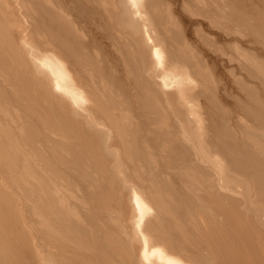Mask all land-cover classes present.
I'll use <instances>...</instances> for the list:
<instances>
[{
	"label": "bare ground",
	"instance_id": "1",
	"mask_svg": "<svg viewBox=\"0 0 264 264\" xmlns=\"http://www.w3.org/2000/svg\"><path fill=\"white\" fill-rule=\"evenodd\" d=\"M24 1L0 0V264H264V0ZM224 45L247 82L203 63Z\"/></svg>",
	"mask_w": 264,
	"mask_h": 264
},
{
	"label": "rangeland",
	"instance_id": "2",
	"mask_svg": "<svg viewBox=\"0 0 264 264\" xmlns=\"http://www.w3.org/2000/svg\"><path fill=\"white\" fill-rule=\"evenodd\" d=\"M22 2H24L23 4H25V1H24V0H22ZM25 5H26V4H25ZM24 7L27 8V5L24 6ZM26 8H23V9L26 10ZM194 20L198 21L197 18L194 19ZM192 21H193V20H192ZM196 25H197V23H196V24L194 23V26H195V27H199L198 25H200L201 28L203 27V28H206V29H207V27H206V26L204 27V25H202V23L198 24L197 26H196ZM232 25H233V24H232ZM223 26H224V25H223ZM203 28H202V29H203ZM226 28H227V26H226ZM229 29H230V27H229ZM231 29H232V28H231ZM243 29H244V27L242 28V30H243ZM235 30H236V29H235ZM167 32H168V30H167ZM192 37H193V36H192ZM236 38H237V37H236ZM248 41H249V40H248ZM248 41H247V42H248ZM179 44H180V42H179ZM182 45H183V43H182ZM229 46H230V45H229ZM224 47H225V48H223V49H224V53L226 54L224 57L219 56V54H218V55H215V56L213 57L212 55H210V52L207 51V49H205V47L202 46L203 49H202V48H201V49L204 50L205 53H204V52L201 53V52L199 51L200 54H202L200 58H203V59L205 58L203 63L205 64V62H206V64H205L206 66L209 65L208 62H213V61L216 62L217 59L219 60V61H217V64L221 63L220 65L222 66V64L225 63V64H224V66H225V65H227V62H228V60L226 59V57H232V56H233V54H232V51H233V50H232L230 47H228L227 45H226V46L224 45ZM242 47H243L244 49H246L244 46H242ZM199 48H200V46H199ZM227 49H228V50L230 49V50H231V53L228 52ZM205 50H206V51H205ZM230 50H229V51H230ZM197 52H198V51H197ZM197 52H196V53H197ZM199 52H198V54H199ZM207 52H208V53H207ZM227 52L229 53V55H228ZM233 52H234V51H233ZM260 53H263V52H260ZM198 54H197V55H198ZM200 54H199V55H200ZM208 54H209L210 56H209ZM234 54H235V53H234ZM199 55H198V56H199ZM205 55H207V57H206ZM231 55H232V56H231ZM262 55H263V54H262ZM109 56L111 57V58H110L111 60H113V58H115V56L113 55V53L110 54ZM203 56H204V57H203ZM112 57H113V58H112ZM208 57H209V58H208ZM216 57H217V59H216ZM233 57H234V56H233ZM110 59H109V60H110ZM211 60H213V61H211ZM221 60H222V61H221ZM113 61H115V60H113ZM98 62H99V61H98ZM230 62H231V63H230ZM235 62H236V61H235ZM235 62H234L233 60H232V61L229 60L228 65L225 66V67H227L228 69L225 68L224 66H222V68H223V69H224V68L227 69V70H225V69H224V70H225V71H228V72L222 71V70H223L222 68H221L222 70H219L220 65H217V66H216V69L218 68L217 70L222 71L223 74L226 73L227 75H228V73L232 72V70H234V73H235V71L238 70V69H236V68H237V64H236V66H234V65H235ZM88 63H89V62H88ZM201 63H202V61L199 63V65H200ZM207 63H208V64H207ZM233 63H234V64H233ZM236 63H237V62H236ZM89 64H90V63H89ZM230 64H231V65H230ZM85 65H86L87 67H83V68L85 69V71H86V72H84V73H87V74L89 73V74H90V73L92 72V70L94 69V68H92L93 65L90 64V65L88 66L86 63H85ZM205 65L201 64L200 67H201V66H204L203 68L201 67V69H203V70L206 69ZM229 66H230V67H229ZM232 66H233V67H232ZM89 67H90L91 69H88ZM83 68H82V69H83ZM207 68H208V66H207ZM234 68H235V69H234ZM84 69H83V70H84ZM229 69H230L231 71H230ZM90 70H91V71H90ZM87 71H89V72H87ZM229 71H230V72H229ZM95 72H97V71H95V70L93 71V74H94L93 76H92V74H90L91 77L96 76V77H94L95 79L92 78V79H94V81H95V80H98V79H97V78H98L97 76L100 74V73H99V74H96ZM240 73H241V72H240ZM95 74H96V75H95ZM238 74H239V73L236 71V75H235L236 77H238V78H239V77H244L243 80L245 79V76H243L242 73H241L242 76H241V74H239V75H238ZM230 76L233 77L234 74L232 73V74H230ZM235 76H234V77H235ZM241 79H242V78H241ZM241 79H239V80H241ZM2 80H3V79H2ZM243 80H242V82H243ZM4 81H5V80H4ZM97 82H98V81H97ZM244 82H247V80H244ZM244 82H243V83H244ZM96 84H97V83H96ZM105 85H106V84H105ZM108 86H110V85L108 84ZM216 87H217V86H216ZM218 88H219V87H217L216 89H218ZM101 91H102V90H101ZM111 91H112V90H111ZM113 91H114V90H113ZM102 92H103V91H102ZM109 93H112V92H109ZM114 95H116V92H115ZM114 95H113V93H112V96L115 97V98H114L115 100H113L114 103L112 102V105H113V104L116 105L117 100L120 99L118 96H114ZM119 96H120V95H119ZM117 97H118V99H117ZM120 100H121V102L124 104V101H123L122 99H120ZM119 103H120V101L118 100L117 105H116V106L114 105V106H115V107L118 106V107H117L118 110H120V109H119V107H120V108L123 109L122 111H126V113H129V112H127V109L124 107V105H123L122 103H120V104H119ZM2 104H3V102H2ZM2 104H1L0 106H2ZM121 104H122V105H121ZM6 106H10V113H8V117H9V116H12V118H14V119H11V121H14L13 124H16V126H18V127H20V126L22 127V125H23L24 123L22 124L23 121H22V120L20 121V119H18L19 117H21L20 114H19V116L17 115V116H18L17 119H16L17 116H16L14 113L12 114L13 110H14V112H19V111H18L17 109H13V110H12V108H15V107H12V108H11V104H8V105H6ZM122 106H123V107H122ZM115 107H114V109H116ZM7 109H8V108H7ZM116 110H117V109H116ZM8 112H9V111H8ZM11 114H12V115H11ZM16 114H18V113H16ZM14 115H15L16 117H15ZM130 115H131V113H130ZM133 117L135 118L134 120H133ZM127 119H128V118H127ZM127 119H126V120H127ZM130 119L132 120V122H130ZM136 119H137V118H136L135 116H132V117L130 116V118H129L128 121H126V122H129V123H127V124L134 123V121H135ZM7 120H8V119H7ZM7 120H4V121H3V124H5V125H10V124L8 123ZM5 121H7V122H5ZM15 121H16V122H15ZM17 121H18V122H17ZM20 122H21V123H20ZM123 122H124V121H123ZM126 122H125V123H126ZM137 122H138V121H137ZM125 123L123 124V123L121 122L120 124L125 125ZM17 124H18V125H17ZM19 124H22V125H19ZM120 124L118 125L119 127H120ZM127 124H126V125H127ZM123 125H122V126H123ZM126 125H125V126H126ZM122 126H121V128H122ZM125 126H124V128H125ZM127 126H129V125H127ZM233 126H234V125H233ZM233 126H232V127H233ZM235 126H236V125H235ZM235 126H234V129H235ZM13 128H14V126H13ZM240 131H241V130H240ZM156 165H157V164H156ZM156 165H154L153 167L151 166V168L149 167L148 170H147V168L145 169V168H143V166H142V168H143V170H144L143 173H142V168H141L140 164H139V165H138V164H137V165L135 164L134 167H135V169H136V166H137L139 169L141 168V170H139V171L142 173V175H143V177H144V180H146V179H147L146 177L149 176L150 180H149V178L147 179V180H148V184H149L150 182L152 183V181L154 182V179H152V181H151V177L153 176V175H152L153 172H155V171L157 170V171H156V173H157L160 169H161V172H162V170L164 171V169H162L161 167H160V169H158V168H159V165H157L158 168L156 167ZM138 168H137V169H138ZM152 168H154L155 170L152 171V170H153ZM156 168H157V169H156ZM150 169H151V170H150ZM149 170H150L151 172H150ZM168 171H169V170H168ZM147 172H148V173L150 172V173H149L150 175L147 174ZM161 172H160V173H161ZM158 173H159V172H158ZM169 174H170V171L167 173V170H165V172H162L161 177H162V176H163L164 178H165V177H168ZM47 176H48V175H47ZM157 176H159V175H157ZM51 177H52V176H51ZM155 177H156V175H155ZM155 177L153 176V178H155ZM161 177H159V179H160ZM156 178H158V177H156ZM156 178H155V179H156ZM48 179H50L51 183L54 182V183H52L54 186L57 185L56 182H55V180L57 179V180H59V181H58V182H59V185H58V186H60V187H62V188H64V189L67 188L66 186L63 187L64 185L67 184V183H63V180H64V179H58V178H56V176H55V178H50V176H49ZM52 179H53V180H52ZM54 179H55V180H54ZM159 179H156L157 181L155 180V183L158 182V184H157L156 186H158L160 183H161V185L163 184V179L161 178L160 181H158ZM147 180L145 181L146 184H147ZM64 181H65V180H64ZM48 182H49V181H48ZM65 182H66V181H65ZM159 182H160V183H159ZM62 183H63V184H62ZM151 183L149 184V186H152V185L154 186L155 183H154V184L152 183V185H151ZM146 184H145V186H146ZM19 185H20V184H18V186H19ZM48 186H49V185H48ZM67 186H69V184H68ZM153 186H152L151 188H153V190H154L153 192H154V194H155V193H156V192H155V191H156L155 189L158 188V187L161 189V187H162L163 185H162V186H158V187H153ZM51 187H52V186L50 185V188H51ZM146 187L149 188V189L152 191V189H151L150 187H148V185H147ZM19 188H21V187H19ZM52 188H53V187H52ZM159 188H158V189H159ZM72 189H73V188H72ZM72 189H71V191H68L69 189H68V190L65 189V190H67L68 193H71V195H73V196L75 195V196L77 197V200H80L81 210H82L83 212H84V211H87V210L89 209V208H88V203H87L85 200H81V197L77 194L78 191H76V188H74V190H72ZM149 189H148V191H150ZM158 189H157V191H158ZM160 189H159V190H160ZM21 191H22V189H21ZM151 191H150V193H153V192H151ZM159 192H162V191L160 190ZM159 192H157V194H160ZM72 193H73V194H72ZM74 193H75V194H74ZM34 194H35V193H34ZM34 194H33V195H34ZM76 194H77V195H76ZM69 195H70V194H69ZM24 196H27V195H24ZM75 196H74V198L76 199ZM28 197H29V200H27L28 202L30 201V202H32L31 204H33V202H34L35 204H36V203L38 204L39 201H37L38 199H37L36 196H33V197H35V198H32L30 195H29ZM28 197H27V199H28ZM24 198H25V197H24ZM25 199H26V198H25ZM25 199H23V200L26 201ZM37 204H36V205H37ZM33 205H34V204H33ZM35 207H36V206H35ZM36 222H37V224H39L38 221H36ZM89 224H90V223L87 221V219H84V216H82V217H81V220H80V226H82V227L84 228V227H86V226L89 225ZM44 262H47V261H44ZM45 264H46V263H45ZM47 264H48V262H47Z\"/></svg>",
	"mask_w": 264,
	"mask_h": 264
}]
</instances>
